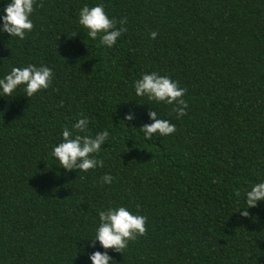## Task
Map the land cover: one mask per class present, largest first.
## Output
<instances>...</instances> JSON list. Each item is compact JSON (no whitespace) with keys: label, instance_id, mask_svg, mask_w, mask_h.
I'll return each instance as SVG.
<instances>
[{"label":"trees","instance_id":"obj_1","mask_svg":"<svg viewBox=\"0 0 264 264\" xmlns=\"http://www.w3.org/2000/svg\"><path fill=\"white\" fill-rule=\"evenodd\" d=\"M95 3L125 20L111 48L77 23ZM30 18L23 40L0 33V77L31 63L53 78L0 98V264H90L83 252L105 250L86 239L109 205L146 217L142 236L106 250L114 264H264V201L236 212L264 180V0H36ZM152 71L185 89L183 116L135 96ZM146 105L175 132L145 140ZM84 116L89 135L109 131L103 166L66 172L51 147Z\"/></svg>","mask_w":264,"mask_h":264},{"label":"clouds","instance_id":"obj_2","mask_svg":"<svg viewBox=\"0 0 264 264\" xmlns=\"http://www.w3.org/2000/svg\"><path fill=\"white\" fill-rule=\"evenodd\" d=\"M36 0H0V33L23 40L26 33L31 32L33 22L30 18ZM77 23L86 30V35L91 41L111 48L125 31V20H120V27L116 21L109 17L104 10L103 3L92 6L84 4L78 9ZM157 33L149 32V38L155 39ZM74 36V35H73ZM53 78L52 68L45 64L36 66L27 64L12 66L9 71L0 77V98H15V93L20 91L25 97H32L40 91L49 88ZM132 88L136 97H141L154 104L173 105L177 119L185 114L186 101L182 98L185 89L180 87L176 80L168 75H160L155 71L142 72L138 79L132 81ZM147 106V105H146ZM147 116L150 123L138 129L145 140H154L159 137H168L175 132V125L168 119L161 118L159 113L147 106ZM134 118L130 111L124 116V121L131 122ZM89 119L87 116L78 118L70 127L64 126L60 133V141L51 147V158L59 164V168L67 171L78 170L86 173L90 169L103 166V160L97 158L106 144L109 131L101 130L95 135L88 134ZM113 177L105 173L100 177L103 184H110ZM239 196V193H237ZM245 207H238L241 217L249 215L248 209L256 206L259 201H264V180L253 183L243 193ZM93 238L86 239L88 247L96 243L105 251L83 252L90 264H114V260L106 250L119 252L128 246V242L145 233L146 217L142 214L132 213L126 206H112L97 211Z\"/></svg>","mask_w":264,"mask_h":264}]
</instances>
